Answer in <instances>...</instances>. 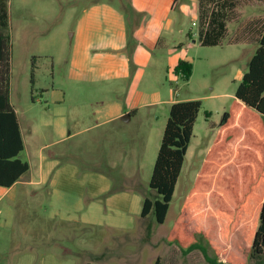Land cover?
I'll return each instance as SVG.
<instances>
[{"label":"rangeland","instance_id":"374dc122","mask_svg":"<svg viewBox=\"0 0 264 264\" xmlns=\"http://www.w3.org/2000/svg\"><path fill=\"white\" fill-rule=\"evenodd\" d=\"M96 1L115 4L127 19V80L77 83L69 77L73 29L83 6ZM173 1L0 0L11 37L20 158L30 165L13 189L0 187V264H232L216 239L228 222L211 199L212 186L191 221L210 215L214 233L196 225L204 238L196 237L200 247L190 251L167 236L234 107L264 26V0H176L172 10ZM222 5L226 31L217 45H202L200 33ZM179 61L192 65L188 81L173 70ZM189 100H199L201 109L160 224L154 211L141 216L143 202L158 198L150 180L170 107ZM113 106L119 116L107 122ZM236 110L242 129L245 120ZM245 255L234 259L264 264Z\"/></svg>","mask_w":264,"mask_h":264},{"label":"trees","instance_id":"16d2710c","mask_svg":"<svg viewBox=\"0 0 264 264\" xmlns=\"http://www.w3.org/2000/svg\"><path fill=\"white\" fill-rule=\"evenodd\" d=\"M221 9L211 13L207 29L200 33L202 45H217L224 35L226 7L222 5ZM7 28V13L0 9V187L8 189L30 170V165L20 158L24 141L11 103V37ZM256 41L258 47L237 87L234 107L218 129L191 193L167 236L168 242L174 241L190 251L200 247L196 237L204 238L202 232L196 231V225L214 233L215 220L210 215L191 221L201 212L202 202L212 186L216 190L211 199L228 222L225 230L215 232L216 239L221 248L228 250L232 264L240 263L234 259L235 255L243 259L246 252L249 260L264 259V26ZM175 72L188 81L192 65L179 61ZM237 106L240 118L245 120L242 129L236 123ZM200 109L199 100L171 105L150 180V188L158 198L144 199L142 217L154 211L156 221L165 222ZM252 218L256 219L255 227L249 225ZM235 236L240 238L237 250L233 246L238 243ZM215 261H219L217 256ZM155 264H160V260Z\"/></svg>","mask_w":264,"mask_h":264},{"label":"crops","instance_id":"0c3cea01","mask_svg":"<svg viewBox=\"0 0 264 264\" xmlns=\"http://www.w3.org/2000/svg\"><path fill=\"white\" fill-rule=\"evenodd\" d=\"M175 4L176 0L172 2V10ZM80 12L72 33L69 77L77 83L129 79L131 61L126 51L129 45L128 28L122 10L111 2L96 1L84 5ZM159 102L162 101L156 103ZM119 109V106L111 108V112L106 115L107 122L119 116ZM133 112L135 110L130 113ZM17 183L8 190L13 189Z\"/></svg>","mask_w":264,"mask_h":264},{"label":"water","instance_id":"95a60500","mask_svg":"<svg viewBox=\"0 0 264 264\" xmlns=\"http://www.w3.org/2000/svg\"><path fill=\"white\" fill-rule=\"evenodd\" d=\"M130 117H131V115L129 113L128 114H125L124 116H122V120L123 121H128L130 119ZM228 117H229V114H226L224 116V120L222 121L221 124L225 123L227 121Z\"/></svg>","mask_w":264,"mask_h":264}]
</instances>
